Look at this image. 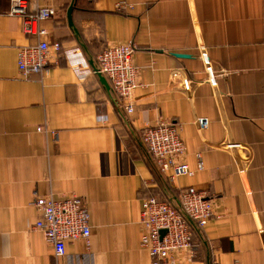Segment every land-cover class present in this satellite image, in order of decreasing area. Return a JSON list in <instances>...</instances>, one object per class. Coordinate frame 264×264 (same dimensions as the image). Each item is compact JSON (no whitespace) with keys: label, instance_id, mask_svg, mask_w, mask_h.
<instances>
[{"label":"crops","instance_id":"1","mask_svg":"<svg viewBox=\"0 0 264 264\" xmlns=\"http://www.w3.org/2000/svg\"><path fill=\"white\" fill-rule=\"evenodd\" d=\"M42 8L54 12L40 23L47 35H30L0 0V264H152L143 203L178 207L189 188L209 193L214 215L195 227L186 264H264V0H28V13ZM42 40L61 51L48 73L25 77L19 50ZM128 43L140 70L132 114L97 73L107 47ZM174 71L197 82L191 99ZM160 122L177 123L193 176L159 171L143 135ZM35 194L81 198L89 246L68 242L57 259L34 228Z\"/></svg>","mask_w":264,"mask_h":264},{"label":"built area","instance_id":"2","mask_svg":"<svg viewBox=\"0 0 264 264\" xmlns=\"http://www.w3.org/2000/svg\"><path fill=\"white\" fill-rule=\"evenodd\" d=\"M118 10L127 9L124 3L117 5ZM11 15L24 17L26 34L46 36L47 31L40 28V23L50 19L54 12L42 8L35 14L28 13V0H11ZM61 51L59 43L40 41L34 46L23 47L18 53V67L25 77L48 73V65L52 52ZM134 43L111 45L99 56V75L111 83L112 90L118 97L116 107L124 109L128 114L134 113V92L139 87V68L134 64ZM207 63V78L205 82L216 86V76L209 65L206 53L201 55ZM177 85L189 99L192 98L197 82L181 71H174L171 83L178 77ZM200 130L209 126L206 118H197ZM39 132H46L38 127ZM54 135L55 132H54ZM143 141L159 171L175 182L179 177L193 176L194 171L188 164L182 162L185 154L184 141L180 136L177 123L160 122L148 126L143 135ZM202 169V167H199ZM34 206L39 219L34 228L43 233L45 239L52 245L54 255L61 259L66 255L68 242L83 239L90 244V215L83 200L79 197L55 199L40 197L35 194ZM214 215V205L209 193L195 188L184 190L179 195V206L150 198L143 203L140 226L142 229L141 248L148 252L152 264H186L196 258L194 246L195 227H205ZM211 264H221L213 259Z\"/></svg>","mask_w":264,"mask_h":264},{"label":"water","instance_id":"3","mask_svg":"<svg viewBox=\"0 0 264 264\" xmlns=\"http://www.w3.org/2000/svg\"><path fill=\"white\" fill-rule=\"evenodd\" d=\"M179 56H182V57H186L185 55H179ZM102 79V82L106 85V87L107 88H109V86H108V83H107V81H106V79L103 77V78H101ZM111 94L113 95V97L115 98V95H114V93H112L111 92Z\"/></svg>","mask_w":264,"mask_h":264}]
</instances>
